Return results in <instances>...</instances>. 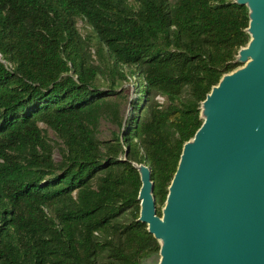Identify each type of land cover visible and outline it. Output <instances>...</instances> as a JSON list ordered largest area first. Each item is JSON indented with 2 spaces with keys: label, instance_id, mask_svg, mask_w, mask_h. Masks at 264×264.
Returning <instances> with one entry per match:
<instances>
[{
  "label": "trees",
  "instance_id": "16d2710c",
  "mask_svg": "<svg viewBox=\"0 0 264 264\" xmlns=\"http://www.w3.org/2000/svg\"><path fill=\"white\" fill-rule=\"evenodd\" d=\"M248 25L235 0H0V264H159L135 165L161 216ZM131 77L124 117L114 98Z\"/></svg>",
  "mask_w": 264,
  "mask_h": 264
},
{
  "label": "water",
  "instance_id": "95a60500",
  "mask_svg": "<svg viewBox=\"0 0 264 264\" xmlns=\"http://www.w3.org/2000/svg\"><path fill=\"white\" fill-rule=\"evenodd\" d=\"M235 2L249 9L243 65L202 102L161 216L149 167L135 165L138 220L160 241L159 264H264V0Z\"/></svg>",
  "mask_w": 264,
  "mask_h": 264
},
{
  "label": "rangeland",
  "instance_id": "374dc122",
  "mask_svg": "<svg viewBox=\"0 0 264 264\" xmlns=\"http://www.w3.org/2000/svg\"><path fill=\"white\" fill-rule=\"evenodd\" d=\"M77 23H78V27L80 28V30L83 31L84 23L81 20H78ZM137 83H138V79L136 77H131L129 81L125 82L120 87V90H122V92H123L122 93L123 97L119 98V100L117 98H114L119 103L121 115L124 117H126L128 115V113L130 112L131 100L138 97ZM155 99H157V97ZM113 131L114 132L118 131V128L115 124L111 123L110 121L106 120L105 118H101L99 120L98 127H97V135L100 139L110 138ZM50 136L54 137L51 132H50ZM54 157L56 159H58V157H59L57 150L54 151Z\"/></svg>",
  "mask_w": 264,
  "mask_h": 264
},
{
  "label": "built area",
  "instance_id": "2783aa9c",
  "mask_svg": "<svg viewBox=\"0 0 264 264\" xmlns=\"http://www.w3.org/2000/svg\"><path fill=\"white\" fill-rule=\"evenodd\" d=\"M157 100L161 103L163 101V98L160 96H157Z\"/></svg>",
  "mask_w": 264,
  "mask_h": 264
}]
</instances>
